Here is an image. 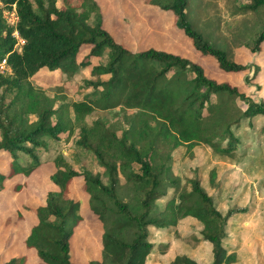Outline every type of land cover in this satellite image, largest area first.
<instances>
[{
  "label": "trees",
  "instance_id": "1",
  "mask_svg": "<svg viewBox=\"0 0 264 264\" xmlns=\"http://www.w3.org/2000/svg\"><path fill=\"white\" fill-rule=\"evenodd\" d=\"M59 1L0 0V58H5L8 67L0 72V151L8 158L7 169H0V190L4 180L35 170L42 162L36 151L47 150L48 141L71 136L74 122L73 142L80 153L90 154L97 169L77 170L59 152L52 157L49 179L54 188L33 209L35 222L27 230L24 245L34 250L41 263L72 264L69 240L81 215L80 203L69 195L68 185L79 176L88 210L102 227L99 260L89 264H146L148 253L156 249L163 254L168 246L167 241H151L150 228L171 231L183 217L198 223L192 238L209 246L205 264H233L235 247L226 241L228 225L246 208L230 206L221 211L198 176L187 179L188 188H178L168 173L170 150L179 144L190 149L203 143L215 153L233 154L248 128L254 129L256 120H261L252 152L264 157V99L254 100L236 86L216 81L197 62L178 53L152 47L135 52L126 49L103 28L96 0ZM148 1L170 11L174 26L189 39L193 50L212 57L221 70L238 72L247 67L193 27L186 15L187 0ZM12 7L15 19L9 23L2 12ZM259 7H264V0L242 4L248 10ZM14 31L21 39L19 49L13 46ZM262 42L264 25L248 47L258 51ZM84 45L89 46L87 56L99 58L89 67L94 78L84 79L97 95L88 96L90 91H85L80 98L53 107V98L34 88L29 79L43 67L57 69L60 79L74 76L89 64L86 57L75 60ZM68 108L74 112L73 119L68 117ZM94 108L109 110L112 118L96 115L84 122V115ZM246 150L242 153L247 154ZM214 175L211 169L210 184ZM260 184L264 185V178ZM166 194L157 207L156 200ZM24 262L25 256L17 254L0 264ZM165 264L204 263L176 253Z\"/></svg>",
  "mask_w": 264,
  "mask_h": 264
},
{
  "label": "rangeland",
  "instance_id": "2",
  "mask_svg": "<svg viewBox=\"0 0 264 264\" xmlns=\"http://www.w3.org/2000/svg\"><path fill=\"white\" fill-rule=\"evenodd\" d=\"M245 1L187 0L186 15L193 27L215 46L224 49L231 59L247 66L238 72H225L212 57L193 50L189 39L174 26L170 11L162 10L148 0H96L102 14L103 28L126 49L135 52L152 47L178 53L197 62L207 76L216 81H226L252 99L258 100L264 99V42L260 44L258 51L250 50L248 44L264 25V7L244 9L242 4ZM57 3L61 2L57 0ZM13 13L12 7L11 10L4 9L2 15L7 22L12 23L15 18ZM20 43L21 39L17 38L14 48L19 49ZM88 49L89 46L84 45L77 51L75 60L86 57L89 64L80 67L72 77L60 79L57 69L49 71L44 67L30 77L29 81L34 88L53 98V107L62 101L80 98L85 91H90L88 96L94 94L95 90L91 91V87L85 86L84 79L94 78L89 73V67L97 63L99 58L87 56ZM96 95L97 92L94 96ZM9 97L7 94L6 100ZM236 102L241 108L244 107L241 100L236 99ZM67 114L73 119L74 112L70 108L67 109ZM96 115L108 120L112 118L109 110L94 108L91 113L84 115L83 121L89 122ZM34 117L30 114L29 120ZM260 123L261 120H256L254 129L248 128L247 136L240 138L241 145L236 147L233 154L215 153L203 143L190 149L185 144H179L170 150L168 173L177 180L178 188H188L187 179L198 176L200 184L212 194L221 211L230 206L246 208V213L235 215L236 218L230 220L228 225L230 231L226 241L235 247L233 250L236 260L233 264H264V185L260 184L264 178V157L252 152ZM76 126L77 123L74 122L72 134L68 138L58 142L47 140L48 149L44 151L39 148L36 151L42 162L29 175L17 174L4 180L0 190V261L22 254L25 256L24 264H46L38 261L34 250L27 248L23 239L29 226L35 222L33 209L44 202L46 191L54 188L49 179L53 170L52 157L59 152L77 170L83 167L97 169L90 154L80 153L73 142ZM245 150L247 154L242 153ZM6 155V152L0 151V169L3 171L8 164ZM23 158L26 159L27 156ZM211 169L215 175L210 184L208 181ZM119 181L124 187L121 175ZM15 184L19 185L17 189L13 187ZM171 191L169 188L168 193ZM68 192L79 201L81 215L69 240L70 261L72 264L98 261L102 227L88 210L86 195L81 190V177L71 179ZM120 195L124 196L122 189ZM168 196L166 194L157 199V207ZM170 229L171 231L150 228V240L158 243L167 241L168 246L164 248L163 254L156 249L148 253L146 264H165L176 253L194 257L200 263L208 261V244L192 238L198 230V223L194 219L179 218Z\"/></svg>",
  "mask_w": 264,
  "mask_h": 264
},
{
  "label": "built area",
  "instance_id": "3",
  "mask_svg": "<svg viewBox=\"0 0 264 264\" xmlns=\"http://www.w3.org/2000/svg\"><path fill=\"white\" fill-rule=\"evenodd\" d=\"M14 12V11H13ZM13 15H14V13H13ZM14 17H15V15H14ZM15 19V18H14ZM13 35L16 37V38H19L18 37V35H17V33L14 31L13 32ZM20 39V38H19ZM17 40V39H16ZM7 64H6V61H5V58L4 57H2V58H0V72H3V71H6L7 70Z\"/></svg>",
  "mask_w": 264,
  "mask_h": 264
},
{
  "label": "crops",
  "instance_id": "4",
  "mask_svg": "<svg viewBox=\"0 0 264 264\" xmlns=\"http://www.w3.org/2000/svg\"><path fill=\"white\" fill-rule=\"evenodd\" d=\"M186 218H188V217H186Z\"/></svg>",
  "mask_w": 264,
  "mask_h": 264
}]
</instances>
